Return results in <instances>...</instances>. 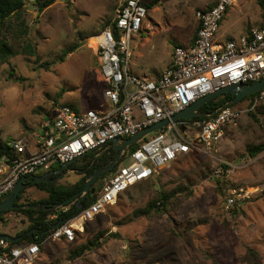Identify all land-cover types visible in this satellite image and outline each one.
I'll use <instances>...</instances> for the list:
<instances>
[{"label": "rangeland", "instance_id": "374dc122", "mask_svg": "<svg viewBox=\"0 0 264 264\" xmlns=\"http://www.w3.org/2000/svg\"><path fill=\"white\" fill-rule=\"evenodd\" d=\"M260 3L264 0L231 5L215 37L250 29L259 17ZM117 4L118 0H58L41 13L32 1L27 4L24 40L36 53L20 54L0 65V83L11 85L0 93V105H11L16 112L9 125L0 128L1 140L37 135L58 105L76 112L100 109L103 84L91 40L110 24ZM200 6L199 0H161L148 10L142 29L131 40L132 72L159 67L168 49L184 43L192 28V11ZM70 48L74 51L64 55ZM262 106L228 126L209 154L192 152L150 180L130 186L115 205L86 223L73 244L45 243L35 264H264V152L255 158L247 153L249 145L264 141ZM232 107L243 109L245 103ZM127 150L118 167L128 164ZM217 170L223 173L216 174ZM81 177L78 172L64 175L57 186L75 185ZM239 189L245 197L227 207L229 193ZM171 192L165 211L140 213ZM46 197L37 187H28L21 201ZM28 225L23 215L6 213L0 220V236H13ZM97 234H101L97 247L70 259L72 251Z\"/></svg>", "mask_w": 264, "mask_h": 264}, {"label": "built area", "instance_id": "2783aa9c", "mask_svg": "<svg viewBox=\"0 0 264 264\" xmlns=\"http://www.w3.org/2000/svg\"><path fill=\"white\" fill-rule=\"evenodd\" d=\"M235 0H217L197 10L199 28L191 46L173 48L169 65L154 80L129 73L130 44L142 29L147 11L142 0H118L112 22L92 37L103 84L100 109L76 112L58 105L40 132L7 143L13 157L0 161V202L21 178L42 169L72 164L87 154L108 149L116 139H127L158 122L169 120L198 99L236 84L264 78V6L257 27L237 39L216 42L219 22ZM245 101L243 109L226 103L203 119L170 122L145 137L130 153L128 164L118 167L94 201L79 214L65 219L40 243L13 247L0 253V264H34L47 242L73 243L76 232L118 201L130 186L150 180L178 158L192 152L209 154L244 113L264 105V89ZM251 96V95H250ZM249 97V96H248ZM220 174V170L215 171ZM245 196L232 190L227 207ZM2 248L5 245L1 242Z\"/></svg>", "mask_w": 264, "mask_h": 264}, {"label": "trees", "instance_id": "16d2710c", "mask_svg": "<svg viewBox=\"0 0 264 264\" xmlns=\"http://www.w3.org/2000/svg\"><path fill=\"white\" fill-rule=\"evenodd\" d=\"M30 1L33 2V6L35 7L36 11L38 13H41L58 0H0V65L7 64L11 58H14L20 54L35 55L36 53L35 48L30 43L24 40L28 36V28L26 25V21L23 18V13L27 7V4L30 3ZM158 1L159 0H153L151 3L146 4L145 5L146 11L150 10L154 5L158 3ZM260 6L263 7L264 3H260ZM9 35H12L10 39H8ZM72 51H74V48H70L66 50L63 54L67 55ZM61 59H63V57H61ZM252 97L253 95L246 97L238 104H232V100L234 96L231 94H223L209 101L200 109V111L205 114H212L214 111H216L218 108H220L226 103H229L232 106H236L242 103H246L245 101H247ZM260 112L264 113V105L261 107ZM250 115L253 117V119L255 118L254 113H250ZM47 117L49 120H52V113L51 114L48 113ZM203 118L204 117H197V119H203ZM254 121L257 122V120L255 119ZM7 143L8 142H5L0 139V161L5 157H10V158L13 157L12 151L7 145ZM138 146L139 144H135L129 147L127 151L132 153L135 149L138 148ZM99 152L100 151H96L94 154L91 155L87 154L86 156L81 158L83 161L82 163L83 165L82 167H80V170H85V172L81 174L82 177L75 185L55 186L54 184L51 183L36 184L35 187L45 192L47 194V197L39 202H29V201L26 202H29L32 205L44 204L47 208H50L52 206L62 203L63 201L70 198L72 195L76 193H80L88 176L96 172L100 168L106 167L116 157L117 154L112 150V148H109L106 151H104L99 157L95 158V155L98 154ZM263 152H264V141L257 145H249L247 148V153L251 158H255L258 155L262 154ZM123 159H124V155L122 156L118 164H116L111 171L99 176L97 180L94 182V184L91 185L88 196L82 202L83 209H85L90 203H92L96 198V196L101 191L103 185H96V184L99 181H103V179H105L106 177L112 176L117 171L118 166L123 161ZM75 162L70 164L68 169L76 168L74 166ZM91 163L92 166L89 168V165ZM222 168L226 169L225 166H223ZM22 195L23 192L20 193V195L17 198V201H21ZM173 195H174L173 192L169 194L160 195L159 197H157L156 201L150 202L147 208L140 213L147 214L152 210L165 211L167 204L170 198L173 197ZM6 197L7 196L3 197L2 201ZM75 211H76V207L71 206V209L62 215L63 217L62 219L71 218L72 213ZM9 212H14L23 215L26 218V220L29 222V226L27 230L21 231L15 235V237L24 236L20 242L18 243L4 242L3 244L6 246L5 249H3L2 244H0V253L9 252L14 246L24 241L29 244L42 242L50 234L48 229L59 220V218H57L54 221H47V217L50 216L53 212H55L54 210L49 211V209H47V211H32V210L6 211L0 213V218L2 215ZM32 229H35L36 232H34L32 236L26 235V232ZM100 236L101 234H97L93 238L87 240L86 243L81 244L78 248H76L74 251L71 252L70 259L82 256L84 253L91 251L94 247H97ZM41 248L42 246H40V249Z\"/></svg>", "mask_w": 264, "mask_h": 264}, {"label": "water", "instance_id": "95a60500", "mask_svg": "<svg viewBox=\"0 0 264 264\" xmlns=\"http://www.w3.org/2000/svg\"><path fill=\"white\" fill-rule=\"evenodd\" d=\"M261 89H264V78H262L261 80L255 82V83H252V84H236V85H231V86L219 89L212 94H208V95L198 99L197 101H195L194 103L189 105L187 108H185L183 111L173 115L169 120L167 119V120H163L161 122H158V123L146 128V129H143L140 132H137L135 135H133L127 139H116V140H114L111 143V148L113 151H115L117 153L116 157L106 167L100 168L96 172L90 174L88 176L87 180L85 181V184H84L80 193H76V194L72 195L70 198L63 201L62 203L55 205V207L54 206L50 207V209L64 207V206L68 205L69 203H71L74 199H76V197H78V200L76 203V206H77L76 211H77V213L80 212L83 208L82 202L88 196L91 185L94 184V182L97 180V178L99 176H101L104 173L111 171L114 168V166L116 164H118V162L122 158L124 152L129 147L140 143L149 134H151L157 130H160L161 128H163L164 126L169 124L170 122H176L179 120H192L193 118H197V117H209L210 114H205V113L201 112L200 109L205 104H207L209 101H211L212 99L217 98L223 94L233 95L234 98L232 100V104H238L243 99H245L246 97H248L252 94H255L256 92H258ZM218 109L216 111H218ZM216 111H214V112H216ZM68 166H69L68 164L62 165L61 169H59L58 171L49 172V173H46L42 176H30V177L21 178L18 181V183L14 186L13 190L7 195V197L3 201L0 202V213L6 212V211H13V210H16V211H18V210L41 211V210L47 209V207L44 206L43 204L17 206V205H15V202H16V199H17L20 191L23 189H26L29 184L35 185L38 183L55 182L56 180L51 179V177L54 174L61 173ZM60 176H61V178L63 177L62 174ZM28 180H30V183L26 184V182ZM64 221H65V219L60 220L56 225H54L51 228L50 231L57 229L61 224L64 223ZM28 235L31 236V232H29ZM21 239H22V237L13 238L11 236L1 235L0 236V243L4 242V241L8 242V243H18L19 241H21Z\"/></svg>", "mask_w": 264, "mask_h": 264}, {"label": "crops", "instance_id": "0c3cea01", "mask_svg": "<svg viewBox=\"0 0 264 264\" xmlns=\"http://www.w3.org/2000/svg\"><path fill=\"white\" fill-rule=\"evenodd\" d=\"M153 0H151V2H152ZM200 1V4H201V6L199 7V8H195L196 9V11L197 10H204V9H208V8H211V7H213L214 5H215V3H216V1L217 0H199ZM239 0H235V2L232 4V6L234 5V4H236L237 2H238ZM142 2H143V4H144V6L146 5V4H149V3H151L150 1L149 2H147V0H142ZM160 2H161V0H159L158 1V3H157V5L158 4H160ZM260 6V5H259ZM259 6H258V8H259ZM155 9H158L157 7H155V8H153V10H155ZM195 9L192 11L193 13L194 12H196L195 11ZM261 9H262V7L260 6V8L258 9V11H257V14H258V19L254 22V25H252L251 26V28L250 29H252V28H254V27H257V26H259V24H260V20H261ZM147 12H148V10H147ZM227 12H226V14H225V16L223 17V18H226L227 17ZM192 17H193V20H192V28L190 29V31L189 32H187V35H186V39H185V41H184V43H177L176 45H173V47H171V49L169 50L168 49V52H167V55H166V57L162 60V62H161V64H160V66L159 67H157V68H154V67H152V68H145L144 70L143 69H141V71H138L139 72V74H134L133 72H132V69L129 67V73L131 74V75H133V76H136V77H138V78H142V79H149V80H154V79H156V78H158L162 73H163V71L165 70V68L169 65V63H170V61H171V57H172V51H173V48L174 47H176V46H184V47H188V46H191L192 44H193V42H194V40H195V37H196V34H197V31H198V28H199V24H198V22H197V20H196V18H195V13L192 15ZM114 18V17H113ZM113 18H112V20H113ZM112 20H111V22H112ZM110 22V23H111ZM226 22V19H223V25H224V23ZM109 25V24H108ZM107 25V26H108ZM223 27V26H222ZM188 28V27H187ZM221 28V27H220ZM220 28H219V30H220ZM105 29V28H104ZM250 29H248L247 31H242V32H240V33H238V34H234V35H222V34H220V35H218V37L216 36L215 37V40H216V42H218V43H221V44H223V43H225V42H227V41H229V40H232V39H237V38H239L240 36H242V35H244V34H246L247 32H249V30ZM217 35V34H216ZM96 36V35H95ZM94 37V36H93ZM224 39V40H223ZM92 41V40H91ZM92 43V50H93V53H94V55H96L97 56V54L95 53V45L93 44V42H91ZM145 44V43H144ZM97 59H98V57H97ZM109 148H111V146L109 147ZM108 148V149H109ZM107 149H105V150H100V152L98 153V154H96L95 155V158H97V157H99L104 151H106ZM115 152V151H114ZM95 152H93V153H90L89 155H91V154H94ZM125 153V152H124ZM78 162L79 163H81V166L80 167H82V163H83V161H82V159H79L78 160ZM92 166V163L89 165V168ZM69 167V166H68ZM68 167L66 168V169H64L61 173H59V174H54L52 177H51V179H55L56 181L55 182H49V183H51V184H54L55 186H57V182L58 181H60V180H62V179H64V175H69V174H73V173H75V172H78L80 175L81 174H83L84 172H85V170H80V167H76V168H72V169H68ZM59 169H61V166H57V167H54L53 169H51V170H49V169H42V170H39L35 175H33V176H42V175H44V174H46V173H49V172H55V171H58ZM62 174V178H61V175ZM113 176V175H112ZM111 177V176H110ZM77 178H78V176H77ZM106 178H108V177H106ZM103 179V185H104V183L108 180V179ZM30 183V180H28L27 182H26V184H29ZM39 184V183H38ZM42 184H46V183H42ZM36 185V184H35ZM35 185L34 186H31V184H29L28 185V187H35ZM62 186V185H61ZM27 187V188H28ZM26 188V189H27ZM26 189H23V190H21L20 192H23V194H24V192H25V190ZM19 195H20V193H19ZM18 195V196H19ZM47 195V194H46ZM18 198V197H17ZM120 198V197H119ZM77 200H78V197H76V199H74L71 203H69L68 205H66V206H64V207H60V208H52V209H50V208H47V209H49V211H51V210H54L55 212H53L50 216H48L47 217V221H54V220H56L57 218H59V220H58V222L60 221V220H64V219H62L63 217H62V215L64 214V213H66L67 211H69L70 209H71V206H75L76 207V210H77V206H76V203H77ZM41 201V200H40ZM29 202H31V201H29ZM29 202H26V201H17V199H16V202H15V205H17V206H21V205H32V204H30ZM32 202H39V201H32ZM37 205H39V204H37ZM44 205V204H43ZM45 206V205H44ZM55 207V206H54ZM111 207V206H110ZM109 208V207H108ZM107 208V209H108ZM47 209H45V210H41V211H47ZM83 209V208H82ZM13 211H16V210H13ZM19 211V210H18ZM79 213V212H78ZM77 213V211H75V212H73L72 213V216H71V218L72 217H74L75 215H77L78 214ZM3 216V215H2ZM1 216V217H2ZM70 219V218H69ZM0 220H1V218H0ZM28 222V221H27ZM58 222H56L54 225H56ZM28 224H29V222H28ZM54 225H52L49 229H48V231L49 232H51L50 230H51V228L54 226ZM85 225H86V223L84 224V228H83V231H84V229H85ZM29 226V225H28ZM29 232H31V236H32V234L34 233V232H36V230L35 229H32V230H30V231H28V232H26V235H28V233ZM17 233H19V232H17ZM16 233V234H17ZM1 234V233H0ZM15 234V235H16ZM15 235H13V236H11V237H13V238H17V237H15ZM78 235H81V233L80 232H76V237L78 236ZM29 236V235H28ZM19 237H22V239H23V237L24 236H19ZM38 238H39V236H38ZM21 239V240H22ZM36 239H37V236H36ZM63 241V240H62ZM5 242V241H4ZM3 242V243H4ZM20 242V241H19ZM56 242V241H55ZM27 244H29V243H27V242H22V243H19L18 245H16V246H14V247H17V246H22V245H27ZM67 244H71V243H67ZM44 245V244H43ZM42 245V246H43ZM35 264V263H34Z\"/></svg>", "mask_w": 264, "mask_h": 264}, {"label": "clouds", "instance_id": "9594fccd", "mask_svg": "<svg viewBox=\"0 0 264 264\" xmlns=\"http://www.w3.org/2000/svg\"><path fill=\"white\" fill-rule=\"evenodd\" d=\"M11 87L10 84L5 85L3 83H0V93L3 92L5 88ZM16 112L15 109L11 106H3L0 105V128H4L9 125V122L13 120L15 117Z\"/></svg>", "mask_w": 264, "mask_h": 264}, {"label": "flooded vegetation", "instance_id": "af4514ba", "mask_svg": "<svg viewBox=\"0 0 264 264\" xmlns=\"http://www.w3.org/2000/svg\"><path fill=\"white\" fill-rule=\"evenodd\" d=\"M31 186H34V185H31Z\"/></svg>", "mask_w": 264, "mask_h": 264}, {"label": "bare ground", "instance_id": "6f19581e", "mask_svg": "<svg viewBox=\"0 0 264 264\" xmlns=\"http://www.w3.org/2000/svg\"><path fill=\"white\" fill-rule=\"evenodd\" d=\"M93 40V39H92Z\"/></svg>", "mask_w": 264, "mask_h": 264}]
</instances>
